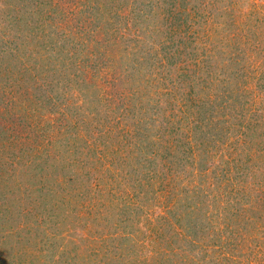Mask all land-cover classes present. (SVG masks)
<instances>
[{"label":"rangeland","instance_id":"374dc122","mask_svg":"<svg viewBox=\"0 0 264 264\" xmlns=\"http://www.w3.org/2000/svg\"><path fill=\"white\" fill-rule=\"evenodd\" d=\"M0 264H264V0H0Z\"/></svg>","mask_w":264,"mask_h":264}]
</instances>
